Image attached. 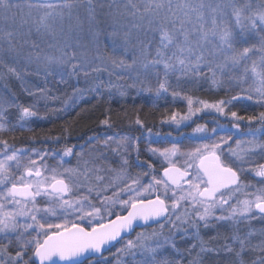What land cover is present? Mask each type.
I'll return each instance as SVG.
<instances>
[{"label": "snow or ice", "instance_id": "6c2138e0", "mask_svg": "<svg viewBox=\"0 0 264 264\" xmlns=\"http://www.w3.org/2000/svg\"><path fill=\"white\" fill-rule=\"evenodd\" d=\"M33 13L43 14L23 31ZM9 20L8 30L0 27V80L11 75L23 83L22 73L34 66V74L42 76L45 86L24 87L33 98L29 104L19 103L10 90L7 95L0 93V133L23 129L22 121L38 117L41 100L47 109L49 100L59 99L50 95V82L68 84L76 78L79 85L81 77L87 87L73 86L72 95L78 99L91 94L101 100L106 94L111 102L117 95L127 98L129 89L157 96L170 93L188 107L179 119L178 113H172V123L180 125L203 109H214L225 119L230 117L232 126L197 125L187 139L200 143L188 150L181 141L163 150L143 149L150 154L148 161L162 158V174L153 163L140 160V137H89L87 144H102L121 157L116 176L120 182L107 183L95 159L84 158L83 145L80 152L65 146L61 152L33 150L28 155L18 154L0 139V264H112L105 253L116 245H121L116 249L117 264L121 255L131 256L132 264H184L185 260L188 264H264V228L251 226L253 220L264 221V187L254 188L251 198L241 200V190L253 187L241 179L248 161L231 146L227 153L222 148L242 121H257L261 127L250 129L246 135L251 139L244 143L249 158L264 156V141L258 138V133L264 135V111L241 116L230 110L234 101L243 98L255 99L264 107V0L256 5L252 0H182L175 5L173 0H0V21ZM17 20L18 28L14 27ZM253 38H258V44L250 43ZM42 45L56 48L59 55L45 53ZM254 52L260 53L259 65L256 60L248 64ZM105 73L107 79L102 78ZM249 78L255 87H244ZM201 83L236 94L212 103L185 94L187 86ZM102 115L101 126L115 127L110 107ZM120 115L115 113L117 118ZM132 123L144 127L139 116ZM235 143L239 148L241 141ZM133 153L136 167L145 171L124 179ZM25 155L27 163H22ZM31 156L38 157L39 163ZM57 156L62 163L65 157L75 156L77 166L62 172L49 168L45 161ZM102 158L103 154L98 157ZM248 171L264 185V164ZM141 175L149 178L147 183L141 182ZM117 206L126 214L116 212ZM112 216L115 219H106ZM152 224L158 230L127 238L136 227ZM209 232L214 234L206 238ZM180 242L187 246L182 249Z\"/></svg>", "mask_w": 264, "mask_h": 264}, {"label": "trees", "instance_id": "16d2710c", "mask_svg": "<svg viewBox=\"0 0 264 264\" xmlns=\"http://www.w3.org/2000/svg\"><path fill=\"white\" fill-rule=\"evenodd\" d=\"M172 83H175V79H171ZM153 84L155 82L153 81ZM73 87L70 89H57L54 92H50V95L59 97L57 100H49L47 102V109H45V101L41 100L37 107L39 108L38 117L29 118L23 123V129L17 127L13 131H5L0 133V139L8 141V144L12 146L13 150L25 152L32 149L53 150L61 152L65 146H75V151L80 152V146H84L85 159H95L96 166L101 169H105L107 173L113 172L109 169H113L114 172L120 170L121 157L111 151L108 148H104L102 144H87L89 137L99 136L103 138L106 134H120V135H132L136 137L150 136H171L176 135L180 131L183 133H189L192 129V124L188 125L184 129L175 131L174 128L168 124L172 113H183L186 106V101L181 98H173L170 93H162L161 96H157L155 92L138 91L136 89H129V95L127 98L121 99L117 95L116 99L109 102L108 97L105 94L103 99H92L91 94H86L83 98H76L72 95ZM238 91V90H237ZM185 94L191 95L194 99L204 100L208 102H215L220 99H229L235 92L226 93L223 90H217L211 87L208 83H201L197 85H189L184 90ZM17 101L22 104H29L33 98L29 97L26 92H17ZM111 108L113 112V119L115 120V127L112 129H106L99 124L100 119L103 118V112L106 108ZM63 109V110H61ZM228 110V109H226ZM231 111H237L241 116L258 115L264 111V107L260 106L254 101L247 99H241L234 101L230 106ZM15 113V109H10ZM126 111L127 115H124ZM120 112L119 118L115 116V113ZM143 121L144 127H140L132 123L136 117ZM202 116L198 123H206L208 117L204 119ZM203 118V119H202ZM12 123H16L15 117L11 118ZM224 122H231L223 119ZM258 124L257 121L249 122L247 120L240 123V131L245 132L250 129H254ZM11 128V124L7 125ZM150 130V132H149ZM49 139L45 142V138ZM60 137V142L55 143L54 138ZM95 147L98 150L93 152L91 149ZM115 147V145H113ZM103 154L102 159L98 157ZM149 154L141 153L140 160L153 163L158 172L161 170L160 161L158 157H152L151 161H148ZM72 168L77 166V158L75 156L65 157ZM91 166V165H90ZM145 169L136 167L135 153L130 157V167L126 172L127 176L135 177L137 174H141ZM95 178V176H93ZM242 178H245L243 175ZM82 179V177H81ZM142 180H148V177L141 175ZM119 212V207L115 209ZM113 217V216H112ZM111 217H106V219ZM243 224H241V228ZM214 233H206L205 236L213 235ZM181 243V248L186 247L184 242ZM112 249L105 253L110 254ZM207 264V261H205Z\"/></svg>", "mask_w": 264, "mask_h": 264}, {"label": "rangeland", "instance_id": "374dc122", "mask_svg": "<svg viewBox=\"0 0 264 264\" xmlns=\"http://www.w3.org/2000/svg\"><path fill=\"white\" fill-rule=\"evenodd\" d=\"M182 2V0H173V5H175L176 3ZM213 2H221V0H213ZM238 3H243L244 0H237ZM253 4H259L261 2V0H252ZM14 11V10H13ZM230 12V9L228 10ZM43 13H40L39 15H42ZM9 16L12 15V13H8ZM39 15L36 13H33L32 17L29 18V23L23 25V31H27L29 26L34 25V22L39 18ZM74 22V20H73ZM11 21L9 20L7 22V24L4 21H0V27H4L6 30H8V24H10ZM66 23H67V18H66ZM146 23V22H145ZM14 27H20L19 25V21L17 20V24ZM34 30V29H33ZM101 44L103 45L106 41L104 39L103 36H101ZM250 43H255L258 44V38H253L250 40ZM44 51L47 54L50 55H59V52L57 51L56 48H48L47 46H44ZM108 52L110 54L111 49H108ZM251 59L248 61V64L251 65L252 60H256L257 64L259 65L260 61H259V57H260V53L258 52H254V53H250L249 54ZM21 67H23V64L21 65ZM34 66L29 67L27 73H22L24 75V82L22 83L21 80L15 78L14 76L8 75L6 76L5 79L0 80V93H3L4 95L8 94V91L10 90L13 93H21L24 92V87H29L31 85H39L41 87H44V81L42 76H37L34 74L33 69ZM259 70V67H258ZM0 71H3V69H0ZM103 79H107V74L105 73L102 77ZM49 81H52L53 78L52 77H48ZM57 80L59 79L58 77L56 78ZM91 79V77L89 78ZM112 79L115 81V76L112 77ZM174 79V78H172ZM119 83H127L128 81H118ZM5 85H7V88H5ZM73 86H78V87H87V85L84 82V78L81 77L80 78V83L79 85L76 84V78H73L72 80L69 81L68 84H57L55 82H50L47 87L49 89H51L50 92H54L57 89H70ZM255 87L256 85L253 83V79L249 78L247 83L244 85L245 88L247 87ZM73 93V91H71ZM246 99V98H243ZM195 100V99H194ZM254 102V100H252ZM212 103V102H211ZM193 107H200V105H196L194 104ZM227 111V110H226ZM188 112V107H187V102H186V106H185V110L183 113H179V115L177 116V119H179L180 116L186 115ZM205 116L204 119L206 118V116L208 117L207 122L206 123H198V120L202 117ZM203 119V118H202ZM223 119H225L223 116H220L218 113L215 112L214 109H203L201 112L196 113L195 115H193L192 120L190 121H182L180 125H176L175 123H172L171 121L168 123L170 124L175 131H179L181 129H184L185 125H190L192 123H194L192 125V127L190 129H192L189 133H183L182 131H180L178 134L176 135H171V136H150L147 135L145 137H143V139H140V146L142 149L141 153H147L145 151H143V149L149 148V147H154V148H158L163 150L166 147H170L171 143L174 141H181L184 149L188 150L191 147L197 145L200 143V141L198 140H190L187 139V137L193 136L194 135V129L197 125H206L209 129H211L212 127H216L217 123L225 128H231L232 123L231 122H224ZM227 121H231V118H227L225 119ZM261 127L260 123L258 122V124L255 126L254 129L251 130H256L259 129ZM249 130L245 131V132H241L240 129H233L232 133H230V135H232V140L228 142V144L222 145V148L225 150V152L227 153L229 146H231V148L235 151H237L238 154L242 155L245 157V160H247L248 162L245 163L243 166L245 168V174H243L245 176V178H242V182L244 184H250L253 187L252 188H243L241 190V193H239V198L241 200L246 199V198H251L250 194L252 191H254V188L256 187H264V185H261L258 183V181L260 180L259 177H254V172L249 173V169L255 167L258 164H264V156H260V155H253L250 158L247 156V149H248V145L246 143H244L246 140L251 139V137L247 136L246 133H248ZM220 135H224V133H219ZM195 135L199 136L202 134L196 133ZM258 138L261 141H264V135H260L258 133ZM241 141V144L239 146V148L237 147L235 141ZM36 150L39 151L37 149H32V150H28L26 151L28 155H31L32 151ZM9 154H11L9 152ZM149 154V153H147ZM28 155L22 156V163H27V159H28ZM150 155V154H149ZM158 157L162 160L161 157L159 156H155ZM32 159H36L37 162L39 163V159L36 156H31ZM66 158H64V162L62 163L60 161V157L57 156L56 158H48L45 163L48 165L49 168H56L58 172H62L63 169L65 168H72V166L65 161ZM10 163H14V162H10ZM58 165H61L58 167ZM99 167V166H97ZM100 168V167H99ZM101 169V168H100ZM22 171V169H21ZM118 171H113L110 173H107L106 170L101 169L99 175L103 176L104 179V183H107L108 181H114V182H120L116 180V176H117ZM18 174V173H17ZM128 177V176H127ZM127 177L125 176L124 179H127ZM133 177V176H131ZM142 183H147L148 180H142ZM92 186L96 185V181L95 178H92L91 181ZM245 193H248L249 195H245ZM81 194H84V189H81ZM93 195H95V193H93ZM108 195H111V192L108 193ZM93 203H96L95 200H93ZM118 207V206H117ZM119 214L124 213L120 208H119ZM55 222H60L59 220H55ZM251 226L254 227L255 229L259 230L261 228H264V221H259V220H253L251 222ZM154 229L158 230V226L155 225L153 227H149V228H144L141 229L137 232H135L132 236L129 237V239H135L136 235L140 232H146V233H151ZM242 229L246 230V225L243 224ZM255 242V241H254ZM187 246V245H186ZM121 247V245H116V247H113L112 252H110V254L106 255L108 257L109 260L112 261V264H117V258H116V249ZM193 255H195V253H193ZM139 257H137L138 259ZM188 259H191V257H189ZM120 260V264H132V257L131 256H124L121 255L119 257ZM184 264H188V260L184 261Z\"/></svg>", "mask_w": 264, "mask_h": 264}, {"label": "water", "instance_id": "95a60500", "mask_svg": "<svg viewBox=\"0 0 264 264\" xmlns=\"http://www.w3.org/2000/svg\"><path fill=\"white\" fill-rule=\"evenodd\" d=\"M160 173L162 174V169L160 170ZM122 214H126L125 212L124 213H122ZM111 219H115V216H113V217H111ZM140 225H143V222L142 221H140V222H138ZM153 226H155V224H152L151 226H141V227H136L135 228V231H133L132 233H131V235L130 236H132L135 232H137V231H139V230H141V229H144V228H149V227H153ZM129 236V237H130ZM129 237H127V238H129ZM112 249V248H111ZM107 253V252H106Z\"/></svg>", "mask_w": 264, "mask_h": 264}]
</instances>
